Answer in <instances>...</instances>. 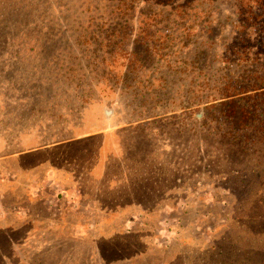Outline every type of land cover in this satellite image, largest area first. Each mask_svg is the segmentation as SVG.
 Returning <instances> with one entry per match:
<instances>
[{
  "label": "rangeland",
  "instance_id": "obj_1",
  "mask_svg": "<svg viewBox=\"0 0 264 264\" xmlns=\"http://www.w3.org/2000/svg\"><path fill=\"white\" fill-rule=\"evenodd\" d=\"M157 1L164 0H134L132 5L138 9L125 23L112 15L121 0H0V161L7 159L9 164L6 168L0 167V225L10 229L15 216L23 218L20 230L11 233L15 245L9 248V258L0 264H98L96 260L88 259L95 242H100L111 258L115 255L110 249L118 248L121 253L117 257H124L152 247L145 255L148 264L167 263L174 258L179 249L177 244L180 246L181 242L182 254L189 260L176 264L264 262V225H260L264 223V150L245 167L239 166L248 170L249 184L244 186L251 190L247 192L222 166L224 156L203 157L201 167L206 168L197 170L198 176L193 175L196 153L191 140L178 129L183 123L192 122L184 113L187 111L181 109L184 92L193 86L190 69H187V78L183 74L177 79L174 66H170L173 58L156 53L145 61L139 59L137 71H128L131 54L141 53L147 47L142 43L156 41V46L166 47L173 57L176 51L181 55L193 52L197 45L193 43L195 36H191L188 45L184 44L185 39L181 40L189 34L188 30L184 34L181 31L199 22L196 11H189L194 9L192 7L187 8L189 20L185 25L172 16H156L153 39L145 38L149 34L143 28L148 25L145 24L149 22L147 17ZM186 1L193 2L198 10L206 8L208 13L223 15L221 18L210 17L216 30L214 19L223 21L227 15V0ZM166 33H174L178 43L172 49L174 43L168 44L164 38ZM214 37L211 36L213 40ZM182 45L184 48L180 49ZM219 45L217 40L206 41L200 61L207 53L210 60L217 61L212 55L220 53ZM204 66L201 62L202 71ZM209 67L212 70L219 65L209 62ZM199 72H196L195 85L204 82V73ZM161 117H165L163 121L159 120ZM196 117L200 119L202 112ZM144 122H157L154 126L157 129L145 130L141 126ZM162 122L164 125L160 127ZM68 134L74 135V141L93 139L98 135L102 138L81 145V153L48 149L51 142ZM108 139L109 144L106 142L99 147L100 140ZM40 145L48 146L46 157L43 152V157L32 155L24 163H17L19 174L16 182L10 185L8 178L13 179L8 174L14 164L9 163L8 157L41 150ZM206 145L207 148L212 146ZM14 151L20 153L13 154ZM138 151L142 152V157L138 156ZM206 151L211 154L210 149ZM65 154L80 156L84 162L79 170L82 168L95 176L100 172L104 181L93 182L85 176L81 193H77L75 186L65 184L63 187L54 178L55 166L64 164L61 159L63 161ZM110 158L112 161L108 160ZM41 160H47V164ZM64 165L67 169L72 168ZM206 165L223 173L218 179L208 180L212 185L206 180L210 174ZM107 168L111 170L107 171ZM42 169L47 172L41 173ZM215 172L212 171V177H217ZM198 177L204 181L200 196L192 191V179ZM177 178L182 181H176ZM27 179L31 180L29 195L24 194ZM66 179L69 178L62 176V183ZM183 182L184 189H180L182 194L178 196L177 189L173 188ZM41 190L45 191V208L33 199L29 201ZM157 191L169 201L149 221L154 240L152 233L143 235L145 245L124 233L125 229L140 224V215L127 221V216L118 212L105 214L101 211L107 208L104 200L106 204L116 202L127 211L133 208V212L137 208L126 205L130 203L128 198L139 194L152 196ZM172 196L175 201H171ZM176 202V208H172ZM182 211L186 213L183 215ZM227 215L236 220V231L232 233L230 226V229H220L212 235L210 227H225ZM31 216L34 222L29 223ZM198 216L208 219L209 229L194 227ZM213 220L214 225L211 224ZM198 229L205 231L201 234L203 238L192 235L193 230ZM231 233L237 236L235 247H232V241L222 244V239L216 247L223 252L222 257L217 255V250L198 244L202 241L210 243L212 236L220 234L224 237ZM174 235L180 238L175 247L164 249L175 244ZM185 237L197 238L198 242L190 243ZM135 242L138 243L131 246ZM2 244L0 240V247L8 249ZM152 244L158 248L153 250ZM205 259L206 263L202 262ZM129 264L139 263L133 260Z\"/></svg>",
  "mask_w": 264,
  "mask_h": 264
},
{
  "label": "trees",
  "instance_id": "obj_2",
  "mask_svg": "<svg viewBox=\"0 0 264 264\" xmlns=\"http://www.w3.org/2000/svg\"><path fill=\"white\" fill-rule=\"evenodd\" d=\"M227 1L228 11L227 15L224 17V20L222 21L220 19H214V21H216L217 23L216 27H218V30L213 28L214 23L212 24V20L210 19V17L212 16L213 18H221L223 15H221L220 13H208L206 11V8H201V10H198L197 6L192 5L193 2L186 0H164L162 2L157 1V5H152L151 12H149V15L147 17L148 21L151 23H145L143 21V23L148 24L145 28H143V31L149 34L145 38H148L150 40L153 39L152 33L155 32L153 31V23H155L154 18H156V16H160V14L172 16L174 19L177 18L180 22H182L183 25H185L189 20L187 8L192 7L194 9H191L189 11H196L195 17L197 18V20H199V22L196 24H191L188 28H184V30L181 31L183 32L182 34H184L185 30H188L189 34L187 37H182L181 40L185 39L184 44L188 45L191 41V38L195 36V38H197L193 41V43L197 45L195 46L193 52L190 51L188 54L181 55L180 53H178L179 51H176L177 54L175 52L173 57V55L168 53L166 47H162L160 45L156 46V41H153L151 43H142L147 45V47H145L141 51V53H137L135 51L131 54L132 57L131 59H129L128 71H137L140 67V64L138 67H136V65L140 62L139 59L142 58V60L145 61L146 58L150 57L151 55L155 56L156 53H159V56L161 55L162 57L173 58L172 61L170 60V66H174V75L177 79H181L183 74H185L187 78V69L189 68V75H191V84L193 86L191 87L192 89L190 91L184 92L185 95H183V101L181 103L184 105H182L181 109L187 111L184 113L185 115H189L188 119H190L192 122L188 124L183 123L178 127V129L186 139L191 140L194 153H196V157L195 155H192L195 160L194 162L200 164L196 165L194 163L193 168H195V170L191 173L198 176L197 170L201 171V169L206 168L204 166L201 167L200 160L203 157L216 159L224 156V159L222 160L224 165L222 166L225 168L226 172L228 171L232 173L235 182L239 183V185L242 184L244 186V184H249L250 177L248 176V170L246 168L245 170H243L239 166L244 165L245 167L247 165V162L257 159L259 153L264 150V0ZM133 3L134 0H121V2L116 5L115 11L112 12V15L115 16L114 18L117 20H124L126 23L129 18L134 16L135 11L138 9V6L134 7L132 5ZM168 8H170V12L166 11V9ZM157 9L159 10L157 11ZM197 28H199L198 35L196 32ZM225 29H227V31ZM168 33L164 35V38L167 39V42H169L168 44L174 43V45L170 47V49H172L173 47L177 46L178 43L175 42L173 36L174 33ZM212 35L215 36L214 40H217L220 43V45L217 47L220 48V53L214 52L212 55V57L217 59V61H215L214 59L210 60L211 56L208 55V53L207 55L202 56L203 60L200 61V56L205 52V42L208 40H212L214 42V40L211 38ZM150 47H152L154 50L151 51ZM182 48H184V45H182L180 49ZM201 62H203L205 65L203 71L200 67ZM209 62H216L219 67H217V69L211 70V68L209 67ZM220 64L223 66L220 67ZM197 70L200 71L199 73H204L205 77L202 84L195 85L196 81L198 80L196 73ZM161 79L164 80L163 78ZM199 112H202V117L200 119L196 117V114H198ZM164 118L165 117H161L159 118V120H164ZM156 123L157 122H153L152 124H150L144 122L143 124H141V126H143V128L147 131L153 128L156 130L157 127H154ZM163 125L164 122H162V125L160 127H163ZM159 130L163 131L164 128H159ZM94 137L93 139L87 138L86 140L84 139L74 141L72 140L74 138V135H63L60 136L58 141L51 142L49 147L40 145L41 148H43L41 150L20 154L19 156H11L8 160L9 163L14 164V166H10L11 171L8 174V176L11 175L13 179V181L10 182V185L16 182L17 173L19 174L17 163H24L25 161H27V159H30L32 155L46 157L49 148L50 151L56 150L57 152L60 151V153L69 151L81 153V145L96 140L97 137V139H101L102 135ZM65 141L68 142L64 143ZM109 141V139L104 141L100 140L99 147L106 142L109 144ZM203 143H205V145H203ZM206 144H211L212 146L207 148ZM206 149H210L211 154H207ZM18 151H20V149ZM18 151H14L13 154H16ZM185 151H187V149ZM20 152H22V150ZM43 152L44 154L43 156H41ZM13 154L11 153V155ZM65 156L66 157H63V161L61 159V162H64V164H66L68 167L71 165L72 168H65V165L63 163L59 165V167L55 166L56 170L54 178L63 187L65 184L72 187L75 186V188H77V193H81V186L83 184V178L85 176H89L93 182L97 181L98 183V180L104 181V177L100 172L95 176L94 174H89L86 171L82 170V168L79 170L80 164L84 162L80 156L67 154H65ZM138 156H143L141 151H138ZM108 160L112 161L111 158ZM41 162L45 165L47 164V160H41ZM113 164H115L114 161ZM8 165L9 164L7 163V159H3L2 161H0V167L2 169L4 167L6 168V166ZM206 166L209 167V170H207V172L210 173L208 175V178L206 179L207 181L218 179L223 176V173L217 171L215 172L214 167H211L210 165ZM110 168H107V171L111 170ZM153 168L155 169V167ZM158 169H160V167ZM44 170L42 169L41 173L47 172V169ZM212 171L218 173L216 174L217 177H212ZM240 172L243 174L242 176H240ZM62 176L63 178L66 177L69 179H66V182L63 181L62 183ZM176 181L181 182L182 179L177 178ZM30 182L31 180L29 181V179H27L24 194L29 195L30 190H32ZM192 182H194V184H192V191H194L196 194H199L200 191L202 193V186L204 185V181L201 179V177L193 178ZM39 183L40 180H38L37 184L39 185ZM212 184L213 183L210 182V185ZM183 185L184 182L177 187L175 184V188H173L174 190L177 189L175 192H177L178 196H181L182 194L181 190L184 189ZM246 188L247 187L244 186V189ZM247 190L251 189H246L245 192H247ZM43 192L41 190L38 196L34 198L31 197L29 201H32L33 199L34 201L38 202L40 206H42V208H45V197L43 196ZM182 192L185 193L186 191ZM159 193L160 192L157 191V194L152 196L139 194L136 195V197L128 198L127 202L130 203L126 205H134L137 208V210L133 212H131L133 208L127 211L125 210V207H120V204L118 205L116 202H114L113 204H106L104 200L103 203L107 208H104L101 211L105 214L108 212H118L121 215L127 216V221H130L131 217L140 215L142 217V219H140V224L136 225L133 228L125 229L124 233L129 237H132L134 240H140L142 244H144L142 241L143 235H149V233H152V239L154 238L153 230L149 225V221L155 215V213L160 211L163 205H166L165 202L169 201V199H166L165 196H161V193ZM82 195L83 194H81V196ZM178 196L177 200L180 201V199H178ZM0 197L2 198L1 194ZM173 199L174 196L171 197V201H175ZM181 200H183V198ZM176 205L177 202L175 203V205H172V208H176ZM13 206L15 207L16 205ZM205 207L207 206L205 205ZM123 212L125 214H123ZM185 213L186 211H182L183 215ZM22 219H18L15 216L13 219V223L11 224L13 226L10 229H8L7 226L0 225V227H3V231H0V240L3 241L2 245L5 244V247L8 248L4 249L3 246L0 247V261H5L9 258V248L15 245L11 233L12 231L20 230V228L23 226ZM215 220L216 222L218 221V219ZM215 220L211 221L213 222L211 224L214 225ZM197 221L198 224L196 225ZM31 222H34L33 216H31L29 219V223ZM208 223H210L208 219H204L198 216L197 220L194 221V227L199 226L202 229L208 228ZM179 225L180 219L177 218V226L180 227ZM260 225H264V223L261 222ZM230 226L233 229L232 233L236 231V220H233L231 215H227L225 227L221 228V226H211L210 231L211 233L213 232V235L217 234L220 229H223V231H225L226 229H230ZM246 231H248V229ZM203 233H205V231L198 229V231L193 230L192 235L196 236ZM232 233L229 236L224 237L218 234L217 237L212 236V238H210V243H205L204 241H202V243L198 244H201L204 247L208 246L210 250L215 251L217 250L216 247H218L219 245V240L222 239V244L225 241H232V247H235L237 236L236 234L233 236ZM173 238L175 244L173 243L170 247H165L164 249L170 250L175 247L174 245H176L177 243L176 240L180 238H178L177 235H174ZM185 238V240H188L190 243L193 241L198 242L197 238ZM138 242L133 243V245L131 246H135ZM99 243L100 242H95L93 244L92 252L88 256V259L96 260L98 264H129L133 260L138 261L139 264L149 263V260L145 255H147V251L149 249H152V247H145L147 248L146 250H141L139 253H134L132 256L124 255V257H117V254L121 253V250H118V248H115L113 250L110 249L111 253L113 252L115 255L113 258H111V256L102 248V246L99 245ZM152 246L153 250H156L155 248H158L155 247V244H152ZM177 246L179 249L174 255V258H172L165 264H176L178 261H183L184 263H186L189 260L184 256V254H182V242L180 246L179 244H177ZM217 255L222 257L223 252L217 250ZM202 262L206 263V259ZM259 264H264V262H261Z\"/></svg>",
  "mask_w": 264,
  "mask_h": 264
},
{
  "label": "crops",
  "instance_id": "obj_3",
  "mask_svg": "<svg viewBox=\"0 0 264 264\" xmlns=\"http://www.w3.org/2000/svg\"><path fill=\"white\" fill-rule=\"evenodd\" d=\"M3 149V148H2ZM0 150H1V148H0ZM20 155V154H19ZM19 155H17V156H19ZM13 156H15V155H13ZM11 157V156H10ZM10 157H8V159L10 158ZM3 159H1V161H2ZM8 182H11L10 181V179L8 178Z\"/></svg>",
  "mask_w": 264,
  "mask_h": 264
},
{
  "label": "water",
  "instance_id": "obj_4",
  "mask_svg": "<svg viewBox=\"0 0 264 264\" xmlns=\"http://www.w3.org/2000/svg\"><path fill=\"white\" fill-rule=\"evenodd\" d=\"M107 115H109V113H107Z\"/></svg>",
  "mask_w": 264,
  "mask_h": 264
}]
</instances>
